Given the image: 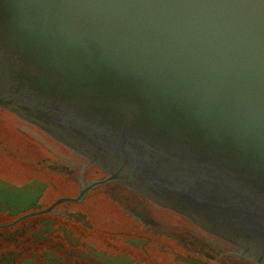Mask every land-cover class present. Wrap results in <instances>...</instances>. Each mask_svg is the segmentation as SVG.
<instances>
[{
    "label": "water",
    "instance_id": "95a60500",
    "mask_svg": "<svg viewBox=\"0 0 264 264\" xmlns=\"http://www.w3.org/2000/svg\"><path fill=\"white\" fill-rule=\"evenodd\" d=\"M0 107L264 263V0H0Z\"/></svg>",
    "mask_w": 264,
    "mask_h": 264
},
{
    "label": "flooded vegetation",
    "instance_id": "af4514ba",
    "mask_svg": "<svg viewBox=\"0 0 264 264\" xmlns=\"http://www.w3.org/2000/svg\"><path fill=\"white\" fill-rule=\"evenodd\" d=\"M0 183L31 197L0 199V264H259L2 107Z\"/></svg>",
    "mask_w": 264,
    "mask_h": 264
}]
</instances>
